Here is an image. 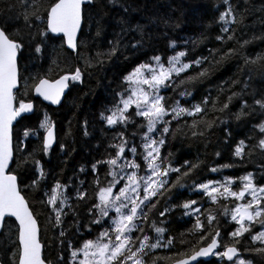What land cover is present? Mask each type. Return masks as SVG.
Returning a JSON list of instances; mask_svg holds the SVG:
<instances>
[{"label": "trees", "instance_id": "trees-1", "mask_svg": "<svg viewBox=\"0 0 264 264\" xmlns=\"http://www.w3.org/2000/svg\"><path fill=\"white\" fill-rule=\"evenodd\" d=\"M55 0H0V21L7 22L9 34L16 39H22L27 45L19 59L20 86L16 91L18 99L34 104V111L22 116L13 126L12 145L13 161L9 171L17 176L18 186L21 194L28 201L33 214L37 219L39 227V238L43 247V256L51 264H72L70 257L71 249L68 241H71L73 248H79L89 239H96L99 232L104 228H109L108 218L101 224H92L93 216L96 215L95 209L92 213L89 208L99 203L98 189L107 187L108 181L112 178L107 175L109 166L100 164L97 171H92V165L97 161L106 160L110 154L116 152L115 148L109 147L110 143H120L119 138L113 140L116 132L123 131L125 138L129 140V147L137 146L138 155L135 157L127 150L125 156L128 159H135L140 165L143 148L141 136L146 128L140 125L146 122L142 117L133 116L134 123L127 125H117L108 128L100 119V113L105 107H111L116 100V93L122 91L127 85H122L123 77L131 72L138 64L150 62V58L156 55L162 57L163 62L179 50H187L186 60H193L198 56H208L210 49H218L223 54L230 48L239 49V44L245 40L251 41L243 49H239L241 55L225 59L219 64L210 66L209 62L201 65V68H209V75L206 78L197 80L195 83L186 84L181 88L172 87L161 89V95L167 97V103L171 104L179 99L185 107H191L200 103L205 96L211 99L207 105L206 113L201 114L206 122L218 121L212 128L206 129V135L192 137L177 133L175 137L169 136L167 143L162 149V155L167 156L171 153V163L174 167L184 165V162L199 163V168L182 181L186 187L175 188L170 193L171 199L161 197L157 208L149 213V221L142 224L145 233L153 238L155 242L156 233L149 227L151 221H156L158 226L167 229L164 233V241L173 237L174 242L170 247H159L151 250L144 259L147 264H171L178 259L185 258L190 254L193 247L205 246L208 240L200 241L199 237L207 235L213 229L207 225L205 215L200 219L205 223L204 232H195V215L185 216L184 209L176 208L168 213L166 217H160L159 211L172 204H180L186 200L195 199L198 201L202 212L211 210L217 216L213 227L218 228L221 233L219 237L223 250V245L234 243L230 233L237 227L231 221L230 216L223 215V208L229 210L233 208L237 201L234 198L219 199L218 203L211 200L202 192L194 191L191 187L192 182L204 183L208 181H221L227 178L235 180L232 189H241L242 177L251 173L256 185H264V151L254 148L261 137V133L255 128L257 124L264 121V113L257 108L256 112L240 120L235 119V113L240 110L241 100L235 99L229 105V109L224 112L218 108L226 101L231 92H241L244 82L247 81L248 95L243 99L249 104L253 99H259L264 95V61L255 64L245 65L243 57L256 58L264 56V39H253L254 37L264 36V0H231L237 6L239 12L244 13L243 24L231 25L235 30V40L221 43L216 40L220 35L221 23H218L220 12L224 10L222 0H121V3L129 7L128 12L123 8L106 4V0H96L95 4L84 6L83 31L80 39L84 42L80 48V53L84 57H95L98 52H106L111 45L110 40L119 38L121 41L120 51L111 59L105 58V63L93 68H86L83 83H72L65 95L62 103L58 107H50L33 97L32 90L40 77L47 75V78L54 80L65 71L77 66L85 67L84 60L77 58V55L67 51L61 37L45 39V48L41 54L34 52V45L39 43L40 38L30 39V33L35 35L39 28H43L42 21H34L31 30L26 27L23 20L24 15L37 12L41 16H46V9ZM121 20L127 21V25L135 26L140 24L144 28V35L137 31H126L121 35ZM103 25V32L96 36L97 22ZM166 21V23H165ZM178 25V26H177ZM200 38L201 42L193 46L191 40ZM141 43L133 48L131 45L136 41ZM170 41L176 42V48H170ZM185 41H189L185 43ZM219 57H217L218 59ZM53 60L56 64H53ZM57 64L59 67H57ZM200 68L193 67L180 77L174 78L176 82L189 76H194ZM238 80L230 91L220 92L219 86L222 82ZM188 88L191 96L180 97L179 91ZM254 94V95H253ZM218 98V99H217ZM216 101L213 108L212 101ZM247 111V109H246ZM131 112H135L133 108ZM107 114V113H106ZM47 116L55 125L56 142L54 147L45 154L42 150V135L44 129L39 127L40 122ZM166 119H171L167 117ZM200 117H184L179 123L184 121L191 123L192 120ZM219 121H226L220 123ZM87 122V123H85ZM178 122L173 120L172 127L175 129ZM203 127V126H201ZM26 130H34L35 134L24 137ZM85 130L89 135H85ZM188 129L185 127L184 131ZM228 130L231 136L226 134ZM135 134V135H134ZM155 135V133L153 134ZM240 140H245L248 147L245 149L244 158L233 155L234 148ZM64 145L61 150L60 145ZM220 155L217 156L216 153ZM41 162L46 173V178L39 180L37 186H33V180L37 179L38 173L36 166L31 162L32 158ZM27 158L28 162H25ZM229 165V167H221ZM81 167L85 170L80 171ZM213 167L219 171L212 172ZM185 169L182 168V171ZM179 173H171L168 177L169 182H174ZM99 177L101 183H96ZM56 181L62 184H70L65 195L71 197L69 203L72 208L64 206V223L59 227H53L50 217L54 218L51 206L42 203L46 200V193L54 186ZM81 181H84L81 185ZM78 188L88 192L90 198L79 200L75 198ZM161 221H164L161 224ZM138 223H140L138 221ZM263 225L255 224L251 233H246L241 238L240 257L252 264H264V255L255 251H245V249L264 248V244L259 241L253 242L251 237L257 228ZM16 225L9 220L8 228L2 229L3 236L0 237V246L7 240L9 246L16 240ZM65 231V237H60L59 232ZM144 233L136 232L133 236H143ZM61 240L64 241L61 244ZM186 241L181 243V241ZM162 241V243L164 242ZM63 259H60V257ZM0 259H7L6 254L0 247ZM10 264V262H9ZM197 264H232L227 260H218L213 257L210 263Z\"/></svg>", "mask_w": 264, "mask_h": 264}, {"label": "snow or ice", "instance_id": "snow-or-ice-1", "mask_svg": "<svg viewBox=\"0 0 264 264\" xmlns=\"http://www.w3.org/2000/svg\"><path fill=\"white\" fill-rule=\"evenodd\" d=\"M95 3L96 0H55L46 9V16H41L37 12L23 16L25 25L30 30L33 27L39 28L38 25H34V21H42L44 24V27L39 28L35 35L30 33V39L40 38L39 43L34 45L36 54L39 55L44 51L46 38L50 39L51 36H58L62 38L67 48L76 54L77 58L84 60L85 63L84 68L77 66L67 71L61 69L63 74L54 80L48 79L47 75L38 79L33 91L37 96L42 97L43 100L49 101L51 104L58 105L61 103V99L65 91L69 89L70 84L83 83L86 68H93L97 65L102 66L105 63V58L111 59L120 51L121 41L117 38L108 42L111 47L106 52H98L95 57H84L80 53V48L84 43L80 39L85 17L84 5ZM222 3L225 7L220 12L217 21L222 24L221 34L216 36V40L226 43L227 41L235 40V30L231 28V25L243 24L244 13L239 12L237 6L231 0H222ZM106 4L113 7L119 6L123 8L124 12L129 11V7L122 4L121 0H106ZM121 24L127 25V21L121 20ZM129 30L137 31L141 36L144 35V28L140 24L122 27L121 35ZM102 32L103 25L98 21L96 36H100ZM253 39H264V36L254 37ZM188 42L185 41V43ZM200 42V38L191 40L193 46L198 45ZM140 43L141 41L138 40L131 46L136 48ZM237 43L239 44V49H243L251 41L245 40L243 43L237 41ZM26 47H32V45L26 46L22 39L13 38L9 34L7 22L0 21V229H7L11 218H14V222L18 223L16 240L12 242L15 250L5 240L0 247H2L7 259H0V264H9V262L10 264H51L43 256L44 245L39 238L37 219L28 201L21 194L17 176L8 170L10 163L13 161V122L24 114L34 111L33 102L18 99L14 91L20 86L19 59ZM169 47L175 49L176 42L170 41ZM239 49L230 48L223 54H220L218 49H210L208 56H198L193 60L185 59L188 56L187 50H179L167 59L166 64L161 56L156 55L150 58V62L138 64L123 77L121 83L122 85L126 84L127 87L116 93V100L111 107H105L104 111L100 113V119L108 128H113L117 125L126 127L134 123L133 116L144 119L146 123L140 125V127L146 128V131L141 136L143 141L141 145L143 153L141 155L148 175H138L141 165L134 158L128 159L125 156L126 148L133 157L138 155L137 146L132 145L129 147L130 142L125 138L123 131L114 133L113 140L117 138L120 140L118 144H109V147L116 149L114 155L110 154L108 159L97 161L92 165L94 173L97 171L98 165H108L109 171L107 175L112 179L107 182V187L98 189L99 203H95L89 208L90 213H92L93 209L96 211V215L93 216L91 221L92 224H101L105 218H109L112 227L104 228L99 232L96 239L85 241L79 248H73L71 241H68V247L71 249V260L77 261L78 256L82 254L83 259H79L78 264H147L144 257L151 250L172 246L175 238L169 237L164 241V233L167 231L165 227L158 226L156 221L150 222L149 227L156 233L155 242H152L153 238L145 233L142 224L149 221V213L157 208L160 203L159 198L171 199L170 193L173 189L186 187V184L182 181L189 177L200 165L199 163H191L186 160L184 165L174 167L170 160L172 154L169 153L164 156L162 155V149L166 145L169 136L175 137L177 133H182L184 135L190 134L192 137H203L206 135V129L212 128L218 121L206 122L201 115L208 110L207 105L211 99L210 96H205L198 104L185 107L180 103L179 99L168 104V98L161 95V89L172 87L175 90L186 84H192L197 80L206 78L209 75V68H201V65L207 61L212 66L230 57L241 55ZM217 57L219 58L217 59ZM243 61L245 65L255 64L258 61H264V56H258L254 59L244 56ZM53 64H56L55 60H53ZM57 67H59L58 64ZM193 67L200 68V71L194 76L180 79L178 82L175 81L174 78L180 77L181 74ZM237 83L240 82L238 80L222 82L219 90L221 93L226 90L230 91L231 87H234ZM248 87L249 85L245 81L241 92H231V95L227 96L226 101L222 103L218 111L224 112L229 109V105L233 100L240 99L241 106L240 110L235 113L236 120L252 115L257 108L261 113H264V95L259 99H253L251 104L243 99L244 95H248L246 91ZM191 94L188 88H183L178 93L180 97L191 96ZM212 106L213 108L216 107L215 100L212 101ZM133 108L135 109L134 113L131 112ZM186 116L200 117V119H194L191 123L184 121L181 125L179 121ZM167 117H171V119H166ZM173 120L178 122L175 129L172 127ZM219 122L226 123V121ZM39 127L46 132L43 138L42 150L45 154H48L56 140L55 125L49 117L45 116ZM185 127L188 129L187 131H184ZM255 128L262 135L257 144L254 145V148L264 151V121L257 124ZM225 131L228 136H231L230 131ZM154 133L155 135H153ZM30 134H35L34 130H26L23 135L28 137ZM84 134L89 135L87 130H85ZM60 147L61 150L64 149L63 144ZM247 147L246 141L240 140L234 148L233 155L238 158H244ZM216 155L219 156L220 153L217 152ZM25 162H28L27 158ZM31 162L36 166L38 173V177L33 180L32 185L37 186L39 180L46 178V173L39 160L33 157ZM221 167H229V165ZM182 168L185 170L182 171ZM127 169H132L133 171L128 172ZM84 170L81 167L80 171L83 172ZM210 170L217 172L219 168L213 167ZM171 173L180 174L172 183L168 179ZM241 179L243 185L239 191L232 189L231 185L235 183V180L231 178H227L223 182L208 181L196 183L193 181L191 185L194 191L202 192L212 203H218L221 198L228 199L231 197L236 201H245L246 196L250 197L244 203H237L230 210L226 206L223 208L222 214L230 216L231 221L237 225L230 233L234 243L223 245V251H217V249L222 247L219 239L221 233L218 228L213 227L217 216L212 214L211 210L202 212L201 207L197 206V200L192 199L183 201L180 204H172L159 211L160 217H166L168 213L179 207L185 210V216L195 215L193 227L195 232L205 231V223L200 219L201 215H205L207 225L213 229L207 235L199 237L201 242L208 240L210 237V241L205 246L193 247L190 254H184L187 258L178 259L175 264H191V262L197 261L199 258L211 256L230 261L232 264H252L251 261H246L243 258L238 259L241 250L237 245L241 243V238L246 233L252 232V227L255 224L264 225V185H256L251 173ZM122 180H125L126 183L117 191H114ZM95 182L101 183L99 177L96 178ZM80 183L83 185L84 181ZM70 186V184L66 185L56 181L50 191L46 193V200L41 201L47 206H51L54 218L50 217V223L55 228H59L64 223L62 217L67 215L64 212V206L72 208L69 203L71 197L65 195L67 188ZM75 198L83 201L90 197L86 190L78 188ZM110 211H114L117 216L111 218ZM163 223L164 221H161V224ZM136 232L144 234L143 236H133V233ZM3 235V232H0V237ZM65 235V231L59 232L60 237H65ZM251 239L253 242L259 241L264 244V231L253 235ZM162 241L164 242L162 243ZM60 242L61 244L64 243L63 240ZM185 242L181 241V243ZM245 251H255L264 255V248L245 249ZM60 259H63V257L61 256ZM152 264H155V260H153Z\"/></svg>", "mask_w": 264, "mask_h": 264}, {"label": "water", "instance_id": "water-1", "mask_svg": "<svg viewBox=\"0 0 264 264\" xmlns=\"http://www.w3.org/2000/svg\"><path fill=\"white\" fill-rule=\"evenodd\" d=\"M86 5H89V4H85L84 6H86ZM50 35H51V34H50ZM53 37H58V36H53ZM63 44H64L65 49H66L67 51L71 52V50L67 48L66 44H65V43H63ZM71 53H72V52H71ZM18 88H19V87H18ZM18 88H17L16 90H14V91L16 92V91L18 90ZM33 88H34V87H33ZM67 92H68V89L65 91V94H64V96L62 97V99H61V103H62V101H63L65 95L67 94ZM32 94H33V97H34V98H37L38 100H40L41 103H43V104H45V105H47V106H50V107L55 108V107H58V106L61 104V103L58 104V105H57V104H51L49 101H45V100H43L42 97L37 96L33 90H32ZM28 114H30V113H27V114H24V115H28ZM24 115H23V116H24ZM19 119H20V118H18L16 121L13 122V126L15 125V123H16ZM45 135H46V132L44 131V132H43V135H42V145H43V138H44ZM55 137H56V131H55ZM55 142H56V140H55ZM55 142L53 143L52 148L54 147ZM52 148H51V149H52ZM11 163H12V162H11ZM11 163H10V165H9V169H10ZM9 169H8V170H9ZM10 220H12V221L14 222V218H11ZM14 224L16 225V228H17L18 223H17V222H14ZM1 231H2V229H0V232H1ZM218 250H219V249H217V251H218ZM223 250H224V249H223ZM223 250H222V251H223ZM213 257H214V256L207 257V258H199L197 261H193V262H191V264H197V263H199V262L210 263L211 260L213 259ZM185 258H187V257H185ZM171 264H175V262H172Z\"/></svg>", "mask_w": 264, "mask_h": 264}, {"label": "rangeland", "instance_id": "rangeland-1", "mask_svg": "<svg viewBox=\"0 0 264 264\" xmlns=\"http://www.w3.org/2000/svg\"><path fill=\"white\" fill-rule=\"evenodd\" d=\"M166 64V63H165ZM146 87V86H145ZM45 131V130H44ZM141 163H142V165H141V169L138 171V175H140V176H146V175H148V172H147V170H146V165H145V162L143 161V159L141 158ZM127 171L128 172H130V171H133L132 169H127ZM224 180H221V182H223ZM124 183H126V181L125 180H122L121 182H120V184H118L117 186H116V189H114V191H117L120 187H122L123 185H124ZM243 185V181L241 182V186ZM232 186V185H231ZM235 191V190H234ZM239 191V190H238ZM143 193H142V190H141V195H142ZM248 199H250V197L249 196H246L245 197V201H237V203H244V202H246ZM117 216V214L114 212V211H110V217L111 218H115ZM108 226H109V228H111L112 227V225H111V220L108 218ZM260 231H264V225L262 226V228H257L256 230H255V234H257L258 232H260ZM254 234V235H255ZM215 258H217L218 260H220V258H218V257H215ZM239 258H241V257H238V259ZM79 259H83V256H82V254L80 255V256H78V258H77V261H73L72 260V264H78V260Z\"/></svg>", "mask_w": 264, "mask_h": 264}, {"label": "flooded vegetation", "instance_id": "flooded-vegetation-1", "mask_svg": "<svg viewBox=\"0 0 264 264\" xmlns=\"http://www.w3.org/2000/svg\"><path fill=\"white\" fill-rule=\"evenodd\" d=\"M242 258V257H241ZM202 263V262H201Z\"/></svg>", "mask_w": 264, "mask_h": 264}]
</instances>
